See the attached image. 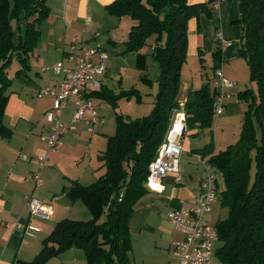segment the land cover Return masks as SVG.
I'll return each mask as SVG.
<instances>
[{"label": "trees", "instance_id": "1", "mask_svg": "<svg viewBox=\"0 0 264 264\" xmlns=\"http://www.w3.org/2000/svg\"><path fill=\"white\" fill-rule=\"evenodd\" d=\"M47 1L0 0V137L8 138L11 132L3 123L13 81L8 69L13 62L18 64L15 77L30 69L29 55L40 38L39 26L50 14ZM220 1L113 0L105 6L109 16H127L134 22L124 42L126 52L142 58L140 50L153 38L150 56L159 70L153 109L148 117L124 120L117 116L115 132L107 137L99 157L103 174L90 185L71 181L65 191L67 199L81 201L92 218L56 222L28 264H46L72 248L84 252L86 264H130L129 221L138 201L148 196L149 165L170 126L171 112L180 107L177 96L187 58L186 27L195 19L200 32V16L209 18V5ZM239 13L234 22L242 27L238 55L245 61L256 90L247 88L236 95L247 103L237 141L219 151L209 141L194 153L205 159L214 173L218 171L224 183L218 201L227 216L215 224V255L222 264H264V0H239ZM215 43L219 47L217 39ZM221 55L219 48L211 53L212 72L220 68ZM198 57L203 60L201 50ZM90 97L115 102L105 85ZM214 97L208 84L187 90L182 105L185 132L211 128ZM253 117L260 129L259 139Z\"/></svg>", "mask_w": 264, "mask_h": 264}, {"label": "crops", "instance_id": "2", "mask_svg": "<svg viewBox=\"0 0 264 264\" xmlns=\"http://www.w3.org/2000/svg\"><path fill=\"white\" fill-rule=\"evenodd\" d=\"M112 1L113 0H62L60 4L55 7V12L59 21L52 25V31L48 33V39L40 42L44 47L37 48L39 54L45 57L48 53L52 52L54 55L52 65L59 62L61 59V61H63L64 53L67 50L66 46L74 36H80V40L86 42L85 40L87 38L83 36L86 29L85 25L88 24V22L93 25L94 30L95 24H98L99 30L111 32L115 26L114 22H111L112 20L108 19V23L103 25L105 22L103 19L104 17L102 19L95 17L96 14L99 13V10L103 11V13L106 12L105 6ZM187 1L193 4L199 3V1L205 2L207 0ZM209 7L211 8L210 17L208 18L202 15L199 18L200 32L197 31L198 27L195 19H191L188 22V26L186 27L187 57L196 56L198 58V51L201 50L204 62L205 54H211L219 48L222 51L219 61L220 66L225 62L233 63L239 61L238 43L242 27L234 23L240 18L239 0H221L216 5L213 3V5L211 4ZM112 18L115 19V21L119 20L117 17ZM122 19H128L127 22L124 20L123 29L121 30L122 35L120 42L124 44L127 39L128 31L134 22L127 16L122 17ZM60 22L59 32L58 26ZM216 33L219 47H217L214 41ZM115 35L117 34H112V37L108 35L109 43L116 44L117 39ZM43 37H45L44 34ZM225 42H229L231 45L223 48V43ZM152 43L153 38L145 45L150 51L146 56H150L151 54ZM99 47L100 46L97 48ZM145 47L140 50V54H143ZM57 49L59 50L57 51ZM143 55L145 56V54ZM29 65L31 68L30 58ZM48 66H51V64L42 65L41 68ZM41 72L43 73L42 75L36 73L34 77L36 80L39 76V82H35L30 78L24 81L19 79L21 86L20 91L18 93L14 91L10 93L4 111L3 123L11 132L7 139L0 138V264H28V262H31L40 252L42 240L48 236L55 223L60 220L71 219L85 221L90 219V212L84 204L79 200L71 201L69 198L67 199L65 191L69 188L71 181H78L82 185H90L101 175L97 176V172L93 170L95 165L90 161L89 155L93 157L95 148L101 144V138L99 139L96 135H98V132L105 131L107 124L105 118H99L100 122L93 133L89 132L88 126L84 124L76 125L74 130L69 131L62 138V146L56 151L47 152L45 147L39 142L38 135L45 126V124H41L42 120H40L39 117L49 109L52 99L48 98V102L39 111L35 103V98H37L36 89L42 86H52L63 79V75L56 76L54 74L52 79L48 80L51 78L49 73L53 74V72H43L42 70ZM210 73L213 78L214 75L212 70ZM183 102L184 101H180V103ZM69 103L70 104H66L63 110V113L67 112L68 116L62 114V121L65 124L70 123L74 111L73 100H70ZM69 105H72V110H69ZM64 116L69 118V120L64 121ZM79 126L88 134L89 142L85 143L86 145L80 140ZM79 145L83 146V149H78ZM43 154H47V161L46 166L41 170V173H39L41 174L42 184L40 186H35L33 182L27 180V177L38 170L35 156ZM19 155L27 156L28 160L22 161ZM75 162H77V168H74V170L66 168L69 163L74 165L73 163ZM100 167L101 163L99 165V168ZM171 178L175 179V182L176 180L179 182V171L176 175L170 174L166 176L163 182L165 183L167 182L166 180ZM201 179L199 178L197 181H194L193 193L190 195L191 200H181L180 197L176 198L172 194L170 196H165L164 201L170 206V210L178 208L181 205L188 206L186 204H192L196 195L199 194V183ZM164 183L163 190L160 193L149 192L151 194H157L151 196V201L160 199L159 195L166 190ZM149 196L150 195L139 200L133 211H144L146 213L144 220H147L148 217L153 214L150 211V206H146L147 210H144L143 208H145V206L141 205L142 203L150 201L149 199L147 202L145 200ZM27 197L50 206V216L47 219H42L32 215L27 206ZM29 225L38 228L39 231L27 230ZM84 255L82 250L72 248L56 257L50 258L46 264H86Z\"/></svg>", "mask_w": 264, "mask_h": 264}, {"label": "rangeland", "instance_id": "3", "mask_svg": "<svg viewBox=\"0 0 264 264\" xmlns=\"http://www.w3.org/2000/svg\"><path fill=\"white\" fill-rule=\"evenodd\" d=\"M61 1L62 0L47 1V6L50 8V14L41 22L39 26L40 38L37 42V45L34 47L33 52L29 55L31 68L28 70V72H26L25 75L15 77L14 73L19 68L16 62H13L8 69V77L12 78L13 80L11 87L8 90L9 93L13 91L18 93L20 91L21 86L19 79L24 81L29 80L30 78L35 82H39V76L36 78V80L34 77L36 73H40L41 75L43 74L41 72V66L50 64L52 66L54 59L53 53L50 52L44 57L42 54H39L37 48L44 47L40 42L48 39V33L52 31V25L59 21V18L55 12V7L60 4ZM95 18H103L105 21L103 25L108 23V19L112 20L111 22H114L116 26V28L114 26V29L111 30L112 33L103 32L99 30L98 24H95L94 30L93 25L88 22V24L85 25L86 29L83 36L87 38L86 40H83L86 41L85 44L88 45V47L97 48L100 46L103 50L102 52L105 53V70L103 76L101 77V82L102 85H105V87H107V89L112 92V96H114L113 99L115 100V102L111 103L110 101H105V99L93 98V102L95 104L99 103L97 105L98 117L100 119L105 118L107 123L105 131L98 132V135H96V137L99 139L101 138V144L95 148L93 157L89 155L90 161H92L93 165H95L93 170L97 172L98 176L103 174L104 170L99 168V157L105 150L107 137L113 135L115 132L114 128H116L117 116L121 115L124 120H127L148 117V115H150L153 109L154 97L157 92L156 79L159 75V70L153 58L149 55L146 56V54L150 53L148 48L145 47L143 52L146 57L143 56L140 59L137 58V53L125 51L124 44L120 42V39L124 20L127 22L128 19L121 18L115 21V19L110 17L107 12L103 13V11L100 10L99 13L96 14ZM60 25L61 22L58 26L59 32ZM43 34L45 37H43ZM112 34H117L115 35L117 39L116 44H111L108 41V35H111L110 37H112ZM217 37L218 36L216 34L215 40ZM73 38L81 39L80 36H74ZM49 48L52 49L51 47ZM58 50L59 49H57V51ZM238 59L240 60L237 62H225L222 66H220L222 69V74H224L223 76L230 80V82L232 81L236 84L233 89L226 91V93L231 95V98L224 103L223 113L221 115L213 116L211 128L196 129L185 132V134L180 139L182 153H180L181 155L179 158L178 167L180 175L179 182L178 180L175 182V179L173 178L166 180L167 182L164 183L166 190L159 195V200L151 201V196L157 194L148 193L150 196L145 200L146 202L148 199L151 200L147 203L141 204L142 206H145V208H143L144 210H147L146 206H150V211L153 213L148 217L147 220H144L146 216L144 211L133 212L129 221V240L131 243V250L128 254L130 264H174L170 245L172 242L179 240L181 235L174 230L167 218V215L170 211V206L166 204L164 197L170 196L172 194L176 198L180 197L181 200H191L190 195L193 193L192 189L194 188V181L204 177V164L201 158L195 154L194 151L204 147V145L209 141L214 144V147L218 149V151L225 149L227 146L234 144L237 141L241 124L246 116L247 103L245 100L239 99L236 95L247 88L253 90L254 92L256 90L255 84L249 79V70L245 61L239 56ZM213 62L214 60L210 53L204 55V62L203 60L200 61L199 57L197 58L196 56H188L186 58V62L184 63L180 74V87L177 96L179 101L185 100L186 91L189 87L195 89L200 87L202 84H208L211 89L213 88L211 82L212 77L210 73ZM49 76L51 78L48 80H51L54 74L49 73ZM129 90L134 92L130 94ZM48 98V96L42 97L41 99L35 98V103L37 104L39 111L48 102ZM67 103L70 104L69 102ZM69 110H72V105H69ZM63 114L66 116L67 112H64ZM65 116L64 121L69 120V118ZM42 117L43 114L41 117H39L40 120L43 121ZM42 121L41 124L43 123L44 125V122ZM253 124L256 128V131H258L257 135L259 139L260 129L255 117H253ZM79 128V134L81 136L80 140L83 144L88 143L89 139L87 132L82 130L81 126H79ZM2 139L7 138L2 137ZM78 149H83V146L79 145ZM73 164L74 165L69 163L68 167L66 168L74 170V168H77V162ZM211 172H214L212 168ZM215 174L219 182L220 191L223 189L221 174L218 171ZM89 214L91 215V213ZM226 216L227 210L225 208H221L219 201H217L212 205L211 213L205 217V220L207 223H209V225L215 226L217 221L224 220ZM217 246L218 245H216V247ZM212 261L213 264H222L220 258L216 256L215 253L212 256Z\"/></svg>", "mask_w": 264, "mask_h": 264}, {"label": "built area", "instance_id": "4", "mask_svg": "<svg viewBox=\"0 0 264 264\" xmlns=\"http://www.w3.org/2000/svg\"><path fill=\"white\" fill-rule=\"evenodd\" d=\"M218 3V2H217ZM216 3V4H217ZM215 4V5H216ZM223 43V48L230 46ZM64 53V60L51 67L42 68L43 72L52 71L63 79L52 86L36 89V97L49 96L52 103L43 113L45 124L38 135L39 142L47 152L58 150L62 146V138L76 128L78 124L88 126L93 133L99 124L97 105L90 94L102 87L101 77L105 70L106 55L98 48H90L78 38H72ZM212 87L215 92L213 111L214 115H221L224 103L231 98L226 93L235 87L234 82L226 79L221 68L213 72ZM70 100H73L74 111L69 124L62 121L63 110ZM180 103L178 109L171 112L170 126L159 145L156 156L148 168L146 188L149 192L160 193L163 190V180L166 176L176 175L179 170V158L182 152L181 138L186 131V117ZM22 161H27L25 155H19ZM38 170L27 177L35 186L42 184L41 170L46 166L47 154L35 156ZM204 177L199 183V194L192 204L179 206L169 211L167 218L181 238L172 243L171 253L174 264H213L212 256L218 241L215 226L209 225L205 217L211 213V207L218 201L219 184L214 172H211L205 159ZM30 213L42 219L51 214V207L30 197L26 198ZM29 231L38 232L39 229L29 225Z\"/></svg>", "mask_w": 264, "mask_h": 264}]
</instances>
